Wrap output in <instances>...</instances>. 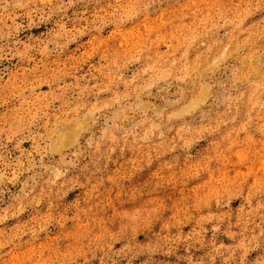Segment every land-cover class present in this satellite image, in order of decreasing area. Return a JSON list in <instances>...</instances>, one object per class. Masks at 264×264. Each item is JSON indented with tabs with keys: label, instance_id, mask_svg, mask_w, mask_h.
<instances>
[{
	"label": "rangeland",
	"instance_id": "rangeland-1",
	"mask_svg": "<svg viewBox=\"0 0 264 264\" xmlns=\"http://www.w3.org/2000/svg\"><path fill=\"white\" fill-rule=\"evenodd\" d=\"M0 264H264V0H0Z\"/></svg>",
	"mask_w": 264,
	"mask_h": 264
},
{
	"label": "bare ground",
	"instance_id": "bare-ground-1",
	"mask_svg": "<svg viewBox=\"0 0 264 264\" xmlns=\"http://www.w3.org/2000/svg\"><path fill=\"white\" fill-rule=\"evenodd\" d=\"M68 139V138H67Z\"/></svg>",
	"mask_w": 264,
	"mask_h": 264
}]
</instances>
